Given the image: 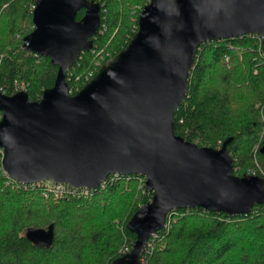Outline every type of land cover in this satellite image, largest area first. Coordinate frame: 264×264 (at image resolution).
I'll return each mask as SVG.
<instances>
[{
  "label": "water",
  "instance_id": "water-1",
  "mask_svg": "<svg viewBox=\"0 0 264 264\" xmlns=\"http://www.w3.org/2000/svg\"><path fill=\"white\" fill-rule=\"evenodd\" d=\"M101 19L96 0H36L23 46L49 57L58 74L39 101L26 91L0 92L2 164L24 185L97 189L110 175L145 176L153 199L127 224L136 234L132 250L112 263L140 264L171 210L249 214L264 203V177L234 172L233 137L221 148L200 146L174 126L202 43L259 35L264 48V0H150L127 47L71 94L67 74L93 49ZM26 237L49 248L55 225L30 227Z\"/></svg>",
  "mask_w": 264,
  "mask_h": 264
},
{
  "label": "trees",
  "instance_id": "trees-1",
  "mask_svg": "<svg viewBox=\"0 0 264 264\" xmlns=\"http://www.w3.org/2000/svg\"><path fill=\"white\" fill-rule=\"evenodd\" d=\"M102 19L91 51L81 54L67 74L71 94L85 78L127 47L150 0H96ZM36 0H0V89L15 94L16 81L27 84L30 100L39 101L54 86L58 66L27 50L23 38L34 30ZM81 10L77 19L84 16ZM92 77V78H93ZM1 114V112H0ZM1 120V119H0ZM177 135L200 146L228 148L234 172L264 177L263 37L245 35L200 45L187 93L174 114ZM0 149V264H112L132 250L136 234L127 224L154 192L139 187L140 175H122L90 197L47 198L39 184L22 185L8 177ZM130 181L127 182V178ZM157 231L149 264H264V203L249 214L230 215L202 207L171 210ZM55 225L51 247L26 237L30 227Z\"/></svg>",
  "mask_w": 264,
  "mask_h": 264
},
{
  "label": "built area",
  "instance_id": "built-area-1",
  "mask_svg": "<svg viewBox=\"0 0 264 264\" xmlns=\"http://www.w3.org/2000/svg\"><path fill=\"white\" fill-rule=\"evenodd\" d=\"M4 57H5L4 53L0 52V66H1V64H2V62L4 60ZM96 65L101 67L102 66L101 61H97ZM92 77H93V73H90L89 75H87L86 78H85V82L88 83L92 79ZM26 89H27V84L25 82L16 81V83H15V93L19 92V91H26ZM0 92L5 94L1 89H0ZM70 93H71V90H70ZM1 118H2V113L0 114V119ZM249 174L257 175L255 171H253V172L250 171ZM121 176H122V174L110 175L103 183H101V185L98 188H100V187L106 188L108 184H111V183L115 182ZM125 176H127V175H125ZM139 177H140V181H141L142 186H145L146 177L145 176H141V175ZM127 179L130 180L131 177L130 178L128 177ZM16 182L19 183L18 181H16ZM19 184H21V183H19ZM33 184H39V185L43 186L44 195L46 197H54V198H57V199L63 198V197H70V196H72V197L73 196L74 197H90L94 193V191L98 189V188L97 189L75 188V187L71 186L70 184H59V183H53V182H50V181L38 182V183H33ZM22 185H24V184H22ZM25 185H28V184H25ZM168 225L169 224L167 223V219H166V223H165L164 227H166ZM156 238H158L157 231L154 232L151 235L150 239L148 240V242L146 244V247H145V252L147 250L153 249V246H154ZM130 251L131 250H130V248L128 246H124L121 249V252L123 254H127ZM145 252H144V254H143V256H142V258L140 260V264H149L148 263V258L146 256Z\"/></svg>",
  "mask_w": 264,
  "mask_h": 264
},
{
  "label": "rangeland",
  "instance_id": "rangeland-1",
  "mask_svg": "<svg viewBox=\"0 0 264 264\" xmlns=\"http://www.w3.org/2000/svg\"><path fill=\"white\" fill-rule=\"evenodd\" d=\"M5 170V169H4ZM5 174L8 176V177H10L7 173H6V171H5ZM130 180H127V182H129ZM138 182V185H139V187H143L142 186V184H141V181L139 180V181H137ZM46 197V196H45ZM47 198H50V197H47ZM42 228H47V227H42Z\"/></svg>",
  "mask_w": 264,
  "mask_h": 264
},
{
  "label": "bare ground",
  "instance_id": "bare-ground-1",
  "mask_svg": "<svg viewBox=\"0 0 264 264\" xmlns=\"http://www.w3.org/2000/svg\"><path fill=\"white\" fill-rule=\"evenodd\" d=\"M84 198V197H83Z\"/></svg>",
  "mask_w": 264,
  "mask_h": 264
}]
</instances>
